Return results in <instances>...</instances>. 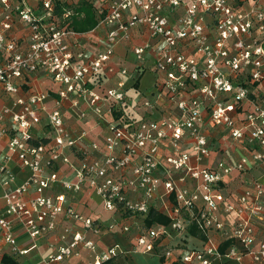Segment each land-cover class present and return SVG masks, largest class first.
Wrapping results in <instances>:
<instances>
[{"label": "built area", "instance_id": "2783aa9c", "mask_svg": "<svg viewBox=\"0 0 264 264\" xmlns=\"http://www.w3.org/2000/svg\"><path fill=\"white\" fill-rule=\"evenodd\" d=\"M57 1L79 0H39L38 10L0 0V264H20L39 241L45 263L87 249V264H101L124 250L98 251L92 236L115 228L135 229L140 255L164 247L181 264H264V182L245 176L264 173V1L102 0L86 32L70 27L71 8L55 12ZM96 31L88 53L81 38ZM120 44L134 56L131 70L115 59ZM147 68L154 80L143 91L133 83ZM40 71L46 90L33 83ZM225 141L242 155L229 159ZM10 163L27 171L23 179ZM84 188L110 222L75 209ZM149 210L169 222L146 226Z\"/></svg>", "mask_w": 264, "mask_h": 264}, {"label": "crops", "instance_id": "0c3cea01", "mask_svg": "<svg viewBox=\"0 0 264 264\" xmlns=\"http://www.w3.org/2000/svg\"><path fill=\"white\" fill-rule=\"evenodd\" d=\"M86 1L92 3L94 7L102 5L103 3L102 0H86ZM26 3L29 6H31L34 10L39 9V0H26ZM26 30L27 28H25L24 25L22 26V24L16 23L15 31L17 34L26 33L27 32ZM136 31L138 32L139 30H136ZM144 38H146V33H145V30L141 28L140 33L136 37L134 42L137 44H140ZM100 41H101V37H100L99 32L97 31L91 32V33H85L83 37L81 38V42L83 43V46L86 52L88 53L95 51L98 48ZM115 50H116L115 59L118 60L122 65H124L128 70H131L133 67V63H134V56L129 51L128 46L126 44H120L116 46ZM145 74L149 75V80L146 84L143 83V76ZM153 80H154V75L152 71L149 68L145 69L144 72L141 73V76L139 79L140 89L143 91L148 90L150 86L152 85ZM33 83L38 89L46 90L48 86L50 85L51 81H50V78L44 72L40 71L36 74ZM2 98H3V94L0 91V101H2ZM6 142H7L6 136H1L0 137V162L3 161V157L6 154V150H7ZM224 154H226L225 151H224ZM215 159H216V155L213 156L210 162H207V164L212 165L213 163L212 161ZM10 165L12 166L13 170L15 171L17 175V181L25 177L27 173L26 170H21L20 167L16 165L15 163H10ZM255 176L264 182V173L259 172ZM73 198H74L73 204H74L75 209L81 212L82 214L90 215L94 218L103 220L105 223L111 221V214L103 210V208L101 207L99 198L90 189L84 188L81 192H79ZM2 207H3V203L0 202V213L2 212ZM72 226L74 228H79V226L76 224L74 225L72 224ZM119 233L115 232L114 230L108 231L104 229L99 235L92 236L94 242L96 243L98 247L97 248L98 251L102 252L106 250L107 247L113 244L120 243L122 245L127 246L128 239L124 238V236H122ZM17 235H18L17 241L19 243L21 244L26 243L27 236L24 233H22L21 231H18ZM133 235H135L134 232H133ZM256 236L258 239L264 240V218L262 221H260V224L256 227ZM132 237L134 241L135 237L134 236ZM112 241L113 243H108ZM174 242H175L174 239H168L165 241L166 244L174 243ZM194 242L195 240H193V238L188 240V243H194ZM44 247L45 246L43 242L39 241V246L37 248L30 250L27 254L20 257L19 259L20 264H67V263L68 264H87L89 259L92 257V253L90 251H88L87 249H81L80 250L81 254L79 256L71 257L68 261H65L64 263L63 262L45 263L42 260V254L46 252ZM4 248H5V251L9 250L8 246H5ZM123 257H124L123 255H119L118 257H116L115 258L116 264H123L124 262ZM154 264H165V263H161L158 259L157 262ZM233 264H236V263H233Z\"/></svg>", "mask_w": 264, "mask_h": 264}, {"label": "trees", "instance_id": "16d2710c", "mask_svg": "<svg viewBox=\"0 0 264 264\" xmlns=\"http://www.w3.org/2000/svg\"><path fill=\"white\" fill-rule=\"evenodd\" d=\"M66 8L72 9V14L69 18V25L73 30L78 32H86L88 30L93 29L96 26L99 14L92 3L86 0H79L74 5H69L66 2L59 3L57 1L55 6V12L58 14L62 13L63 10H65ZM139 79L140 76H138L135 79L133 83L134 87H139ZM168 222H169V218L164 214L157 212L156 210H149L146 217L144 218V223L146 226H151L152 224H156V223L166 224ZM130 232L132 233L134 232L135 234V229L131 230ZM189 233L192 236L202 237V238L204 237L202 232H200V230H198V228L195 225H192L189 228ZM229 242H230L229 240L225 241L220 246V250H223L229 244ZM159 259L160 262H164L163 257H160ZM5 260L11 264H18L17 262L7 258ZM166 261L169 264H181L179 261H171V260L170 261L166 260ZM101 264H116V261L115 258L113 257L106 261H103Z\"/></svg>", "mask_w": 264, "mask_h": 264}, {"label": "rangeland", "instance_id": "374dc122", "mask_svg": "<svg viewBox=\"0 0 264 264\" xmlns=\"http://www.w3.org/2000/svg\"><path fill=\"white\" fill-rule=\"evenodd\" d=\"M141 76V74L139 75ZM149 80V75L145 74L143 76V83L146 84ZM229 142V141H228ZM225 151V153L227 154V157L231 160H234L235 158L237 159L238 157H240L242 155V153L244 152L243 148H236L233 147L229 144H227V141H225L224 143V147L223 150ZM260 172V169H256V170H249L247 171V173L245 174V176H247L248 178H254L256 177L255 175L258 174ZM241 184V180L235 179L233 182H231V184H229L228 188L229 189H234V188H238ZM115 232L121 234L122 236H124V238L128 239L127 241V246L125 245H121L122 249L124 250V253L122 254L124 257V262L123 264H154L157 262V260L160 257H163V251H164V247H160L156 249V255H147V254H137L134 253V241H133V233L132 232H122L120 229L115 228L114 230ZM132 237V238H131ZM108 243H113L112 242H108ZM118 243V242H117ZM164 258V257H163ZM160 261V259H159ZM161 263H165V264H169L166 259L164 258V262Z\"/></svg>", "mask_w": 264, "mask_h": 264}]
</instances>
